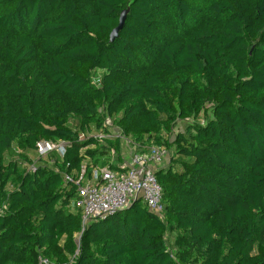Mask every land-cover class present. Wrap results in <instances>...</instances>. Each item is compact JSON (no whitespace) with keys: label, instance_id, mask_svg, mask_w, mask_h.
<instances>
[{"label":"trees","instance_id":"obj_1","mask_svg":"<svg viewBox=\"0 0 264 264\" xmlns=\"http://www.w3.org/2000/svg\"><path fill=\"white\" fill-rule=\"evenodd\" d=\"M106 115L169 151L162 218L136 200L82 228L75 180L120 153ZM40 142L64 152L34 164ZM39 256L264 264V0H0V264Z\"/></svg>","mask_w":264,"mask_h":264},{"label":"built area","instance_id":"obj_2","mask_svg":"<svg viewBox=\"0 0 264 264\" xmlns=\"http://www.w3.org/2000/svg\"><path fill=\"white\" fill-rule=\"evenodd\" d=\"M94 86L100 85V75L92 78ZM105 127V124H104ZM116 133L101 134L100 136H120L118 128ZM121 137V136H120ZM133 145L132 152L127 163L111 168L108 165H95L88 174H84L75 180L77 186L74 208L80 212L82 228L93 220L112 215L130 206L134 201L141 200L149 212L162 218L164 204L162 189L159 185L155 171L164 166L169 151L164 146L155 144L138 147L131 139L121 137ZM60 143V144H59ZM58 143L60 154L64 152V144ZM43 145L45 149H52L55 144L49 142L38 143V149ZM51 145V146H50ZM38 151V150H37ZM65 179L69 180L68 176ZM38 264H50L49 261L38 257Z\"/></svg>","mask_w":264,"mask_h":264},{"label":"rangeland","instance_id":"obj_3","mask_svg":"<svg viewBox=\"0 0 264 264\" xmlns=\"http://www.w3.org/2000/svg\"><path fill=\"white\" fill-rule=\"evenodd\" d=\"M196 123H203V119L198 118H190V119H186V120H179L177 121L173 127H172V133H171V138L173 136V134L177 133V132H181L183 131L186 126L191 125V124H196ZM104 124H105V128L106 130L111 134V133H116V127H114L112 125L111 119L109 116H105V120H104ZM90 136H95V133L92 132L89 134ZM115 136V135H114ZM122 142H125V140H122ZM120 142V148L124 147L123 143ZM60 144V143H59ZM51 146V145H50ZM41 148L38 149V155H33V163L34 164H38L40 162V160L43 161H48V163L51 165V157H54L57 150H58V143L54 145V147L51 146L52 149H45L44 146L41 144L40 145ZM123 154L121 155V157H118V155L116 153H114L112 150L108 149V153L106 155V157H104V159H106V165H108V163L110 164H115L118 165L122 160H125V158H127V155H125V150L121 151ZM39 158H41L39 160ZM99 165H102L101 163H99ZM166 242L168 244V247L172 249L173 253L175 252V248H176V244H175V237L176 234L171 232V231H167L164 235ZM75 240L77 241L79 238L78 234L74 235Z\"/></svg>","mask_w":264,"mask_h":264},{"label":"water","instance_id":"obj_4","mask_svg":"<svg viewBox=\"0 0 264 264\" xmlns=\"http://www.w3.org/2000/svg\"><path fill=\"white\" fill-rule=\"evenodd\" d=\"M126 14H127V10H123L120 13L117 25L110 32V35H109L110 42H113L118 37L120 30L124 26V22H125V19H126Z\"/></svg>","mask_w":264,"mask_h":264},{"label":"crops","instance_id":"obj_5","mask_svg":"<svg viewBox=\"0 0 264 264\" xmlns=\"http://www.w3.org/2000/svg\"><path fill=\"white\" fill-rule=\"evenodd\" d=\"M122 140H125V139H121V141L120 142H122ZM123 143V145H124V147H122V148H120V153L118 154V157H121V155L123 154L121 151H122V149H123V151L125 150V155H127V158H125V160H122L118 165H113V166H115L116 168L118 167V166H121L122 164H125V163H127L128 162V160H129V158H130V156H131V154H132V152L134 151V147H133V145H131L130 143H128L127 142V140H125V142H122ZM109 164V163H108Z\"/></svg>","mask_w":264,"mask_h":264}]
</instances>
